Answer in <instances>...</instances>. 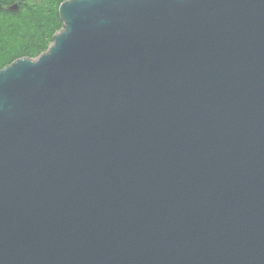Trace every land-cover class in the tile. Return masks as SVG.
<instances>
[{
  "label": "water",
  "instance_id": "obj_1",
  "mask_svg": "<svg viewBox=\"0 0 264 264\" xmlns=\"http://www.w3.org/2000/svg\"><path fill=\"white\" fill-rule=\"evenodd\" d=\"M58 15L0 69V264H264V0Z\"/></svg>",
  "mask_w": 264,
  "mask_h": 264
},
{
  "label": "trees",
  "instance_id": "obj_2",
  "mask_svg": "<svg viewBox=\"0 0 264 264\" xmlns=\"http://www.w3.org/2000/svg\"><path fill=\"white\" fill-rule=\"evenodd\" d=\"M65 0H0V69L19 57L36 58L62 29L58 7ZM18 4L16 11L8 5Z\"/></svg>",
  "mask_w": 264,
  "mask_h": 264
}]
</instances>
